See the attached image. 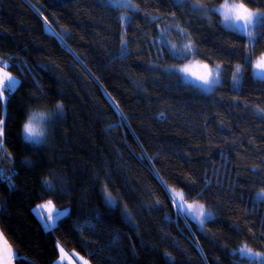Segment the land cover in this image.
<instances>
[{"label": "trees", "instance_id": "trees-1", "mask_svg": "<svg viewBox=\"0 0 264 264\" xmlns=\"http://www.w3.org/2000/svg\"><path fill=\"white\" fill-rule=\"evenodd\" d=\"M223 1L201 0L205 7ZM132 2L138 11L125 12L109 0H0V58L22 81L5 116L4 148L11 156L0 151V169L19 174L13 177L19 190L10 196L0 177V204L7 208L0 228L33 264H53L59 258L56 241L91 264H241L238 249L244 244L264 251V199H255L264 188V80L246 66L241 86L232 84L247 37L227 35L231 30L217 14L205 22L193 10L196 0L182 7L176 0ZM179 29L199 48L196 59L224 64L222 81L210 94L164 74L180 63L169 56V44L182 47L189 38ZM231 43L239 45V60L221 55ZM261 53L264 43L255 48L256 56ZM58 103L65 105V118L53 129L48 150L26 146L25 113L50 114ZM25 160L33 169L24 167ZM153 166L169 186L195 180L201 201L217 216L206 236L190 223L204 258L192 230L167 207ZM45 181L66 198L49 195ZM109 181L139 225L138 234L123 222V206L106 216L104 226L78 233L91 212H105L102 190ZM48 199L71 215L52 234L33 211ZM155 199L166 207L155 208ZM117 237L119 243L110 244Z\"/></svg>", "mask_w": 264, "mask_h": 264}, {"label": "snow or ice", "instance_id": "snow-or-ice-1", "mask_svg": "<svg viewBox=\"0 0 264 264\" xmlns=\"http://www.w3.org/2000/svg\"><path fill=\"white\" fill-rule=\"evenodd\" d=\"M110 3L116 4L118 8L135 7L131 5V0H123L122 3L119 0H109ZM187 3V0H177L179 6H183ZM138 11V9H136ZM193 10L197 12H203L207 17L205 22H211L212 14H219L223 19V26L231 31L227 35L233 33H241L247 37V47L251 49L246 51L243 55L244 63H236L232 69V82L233 85L239 87L242 84L245 67H251L255 74L264 80V53L259 56L255 55V48L258 44L264 43V0L260 3H256V0H224L218 7L207 9L201 0H196L193 4ZM175 16V12H173ZM124 19H127L124 17ZM44 22L48 23L47 17H44ZM180 33L188 36L187 42L182 47H177L175 44H169L168 54L173 59L179 61L178 65H174L172 68L165 69L164 74L169 77H176L177 79L186 80L191 78L195 84L194 88L211 92L218 87L223 78L224 64L216 63L215 67L211 62H205L196 59L200 55V50L194 44L190 38V34L184 29H179ZM70 38V37H69ZM60 41H65V36H59ZM127 42L122 46L121 55L127 52ZM222 56H227L229 61L239 60L241 58L239 52V45L237 43H231L228 48L221 50ZM255 57V58H254ZM12 65L7 62L0 61V106H3L7 111L10 101L18 93V88L22 84L21 80H18L10 71ZM41 67H43L41 65ZM153 71H158V66L152 68ZM36 88L38 91H43L39 82H36ZM111 98V97H110ZM41 99H47V96L35 98V102L39 103ZM117 111H120L119 105L116 106ZM260 112L264 113V109H260ZM65 113V105L58 103L55 111L52 113L47 112H32L31 110L25 113V122L22 124V140L26 146H29L33 150L43 152L48 150V145L53 135V129L56 124L62 121ZM121 116L123 113L121 112ZM127 120V117L124 118ZM6 144V119H0V151H4L5 155L11 156L10 153L4 148ZM138 159L151 160L148 157H139ZM24 167L26 169H33L34 164L32 161L25 160ZM151 166V165H150ZM154 173V179L159 181V184L163 188L164 195L167 198V207H171L175 210V216L178 223L180 219H183L185 226L188 228L191 234V225L189 221L193 222L197 230L203 234L210 233V224L215 225L217 216L208 210L205 203L201 202L202 193L196 187L197 182L191 177L185 182H182L179 187L169 186L168 182L163 179L159 171L152 167ZM19 175L15 170L9 175L0 169V177L6 182V187L9 190L10 196L19 189L13 183V177ZM106 183L102 190V198L104 201L103 207L105 212H101L99 209L91 212L84 225H78L76 231L79 233L83 229L94 231L98 226H104L108 221L107 215L114 214L115 210H118L121 206L124 207V216L122 220L125 224L131 226L134 233L138 234L139 225L136 224L135 218L128 211L127 204H121V202L114 196L113 191L110 189L109 184ZM209 182L205 181V184ZM45 190L49 195L55 196L60 199L66 198L67 194L58 190L50 181H45ZM257 199H264V188H261L257 194ZM154 207L157 209H163L166 207L159 199L154 200ZM35 215L40 221L42 229L49 234L59 231L63 227L65 218L71 219L70 210L57 209L52 199H48L45 203L38 205L34 210ZM0 215L7 216V208L0 204ZM166 220L171 222V218L165 216ZM251 231V229H248ZM193 240L196 241V248L200 251L201 258H204L203 249L198 243V237L192 234ZM264 238V234H262ZM119 243V237L115 241H111L110 244ZM54 247L58 253L57 264H91L89 258L81 256L79 253H72V256L76 259H72V256L65 251L64 247L59 241L54 242ZM241 258V264H264V251H254L247 244H244L238 249ZM170 261L172 258L170 254ZM235 255V253H233ZM0 264H33L32 261H27L26 257L20 255L14 246L10 243L8 237L5 235V230L0 228ZM174 264V261H172ZM218 264V262H217Z\"/></svg>", "mask_w": 264, "mask_h": 264}, {"label": "rangeland", "instance_id": "rangeland-1", "mask_svg": "<svg viewBox=\"0 0 264 264\" xmlns=\"http://www.w3.org/2000/svg\"><path fill=\"white\" fill-rule=\"evenodd\" d=\"M177 1V0H176ZM119 2L120 3H122L123 2V0H119ZM224 2V1H223ZM222 2V3H223ZM114 7H116V8H118L117 6H116V4H114V3H111ZM195 4V3H194ZM221 4V3H220ZM220 4H218V5H216V6H212V7H206L207 9H212V8H216V7H218ZM131 5L132 6H135V4L132 2V0H131ZM192 6H193V4H192ZM136 6L135 7H128V8H118V9H122L123 11H125V12H133V11H135L136 10ZM199 13H201L202 15H204L205 16V14L203 13V12H199ZM217 15H219L218 13H217ZM220 16V15H219ZM220 19H221V22H222V24H223V19H222V17L220 16ZM228 29V28H227ZM241 34V33H240ZM247 51H250V49L248 48L247 49ZM255 58V57H254ZM0 61H2V59L0 58ZM251 72H252V75H253V77L254 78H256V79H261L260 77H258L256 74H255V72H254V70L251 68ZM16 77V76H15ZM17 78V77H16ZM18 79V78H17ZM19 80V79H18ZM262 80V79H261ZM187 83H189V84H191V85H193L194 86V84H195V82L191 79V78H187L186 80H185ZM232 84H233V82H232ZM233 87H235V88H239V87H237V86H235V85H233ZM199 92H201V93H203V94H210L211 92H206V91H202V90H199V89H197ZM5 116H6V110H5V108L3 107V119H5ZM255 199L256 200H261V199H257V195L255 196ZM46 202V201H45ZM45 202H43V203H45ZM202 202V201H201ZM43 203H41V204H43ZM202 203H204V202H202ZM41 204H38V205H41ZM37 205V206H38ZM37 206L33 209V211L37 208ZM208 208V207H207ZM68 210H70L69 208H67ZM59 210V209H58ZM208 210L209 211H211V212H213L211 209H209L208 208ZM35 213V212H34ZM189 224L190 223H192L193 225H195L193 222H191V221H189L188 222ZM195 227H196V225H195ZM191 230H192V232H193V234H194V230H193V228L191 227ZM68 254H69V256H72V253H79V252H77V251H67V250H65ZM80 254V253H79ZM81 255V254H80ZM81 256H83V255H81ZM59 259V258H58ZM58 259L53 263V264H57V261H58ZM72 259H76V257H74V256H72Z\"/></svg>", "mask_w": 264, "mask_h": 264}]
</instances>
